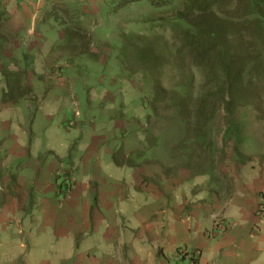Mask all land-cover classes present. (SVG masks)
<instances>
[{
  "label": "crops",
  "instance_id": "0c3cea01",
  "mask_svg": "<svg viewBox=\"0 0 264 264\" xmlns=\"http://www.w3.org/2000/svg\"><path fill=\"white\" fill-rule=\"evenodd\" d=\"M76 1L0 0L10 33L3 55L13 60L0 68L8 64L9 72L31 59L22 69L27 85L46 75L68 54L65 46L52 47L49 36L53 30L66 38L71 25L50 11L76 12ZM76 22L84 27V17ZM52 79L58 94L66 79ZM24 104L22 98L0 101V264H189L177 254L182 245L199 252L198 264H264V216L254 213L259 196L264 202V162L232 161L224 169L228 192L218 194L195 186L197 180L165 175L153 163L157 153L139 130L138 102L130 108L134 115L121 113L113 125L124 146L117 161L100 154L95 159L89 140L79 141L89 147L81 154L71 146L76 136L45 120L51 115L43 101L28 118ZM131 126L135 133L124 136ZM63 168L72 171L69 194L59 192L54 176ZM219 218L228 223L222 232L214 227Z\"/></svg>",
  "mask_w": 264,
  "mask_h": 264
},
{
  "label": "rangeland",
  "instance_id": "374dc122",
  "mask_svg": "<svg viewBox=\"0 0 264 264\" xmlns=\"http://www.w3.org/2000/svg\"><path fill=\"white\" fill-rule=\"evenodd\" d=\"M76 2L77 9H80L76 12L70 13L60 7L50 11L71 24L66 38L61 39L53 30L49 36L54 37L52 47L65 46L68 54L59 57L46 75L35 76L37 78L28 85L27 74L22 73V69L30 67L31 59L22 60L21 65L10 66L9 72L6 71L8 64L1 67L0 79L5 87L0 90L2 103H15L22 98V102L25 101L23 112L28 118L37 114L39 103L43 101L42 109L49 111L51 118L45 117L46 114L38 115L45 117L46 121L51 119L59 123L76 136L70 140L74 149H81V154L85 155L89 147L79 141L89 140V144L95 146L90 150H96L98 154L95 159L100 154L118 160L124 146L119 130L112 131L113 125L121 113L127 116L129 111L134 115L130 108L138 102V114L143 116L139 130L144 133L145 144L157 153L153 163L162 168L165 175L169 173L181 180H197L195 186H211V189L218 190V194L228 192L230 178L224 169L232 161L264 162V84H260V88L253 85L245 99L247 104L234 106L231 113L222 106H216L206 127L212 154L204 153L197 146L175 147L185 132L181 111L183 115L185 112L191 116L195 103L193 99H181L174 92L199 88L204 85V76L210 85L219 83L216 81L218 77L213 81L206 75L215 73L214 53L192 51L181 33L184 25L176 27L173 25L175 22H170L169 15L182 9L183 0ZM217 2L213 1L215 5H211L217 12L221 10L231 18L241 13L236 3L227 0H219L220 4ZM197 15L198 12L189 19L197 18ZM79 16L84 17L81 29L86 33L79 31V26H73ZM248 40L246 38L244 42ZM4 49L0 48V63L13 61L3 55ZM62 74L66 87H60L56 94L52 89V78ZM9 79L16 91L29 89L30 94H19L15 100L4 101L2 92L8 89ZM156 90L163 95H159L152 105ZM130 130L124 136L133 135L136 129L131 126ZM194 135L193 127L191 138ZM190 141L194 142V139ZM189 153H193L191 163H187ZM138 160H141V155Z\"/></svg>",
  "mask_w": 264,
  "mask_h": 264
},
{
  "label": "trees",
  "instance_id": "16d2710c",
  "mask_svg": "<svg viewBox=\"0 0 264 264\" xmlns=\"http://www.w3.org/2000/svg\"><path fill=\"white\" fill-rule=\"evenodd\" d=\"M219 0H183V7L169 15L170 22H175L176 27L183 24L181 33L184 36L188 48L199 53H214V74L206 75L217 85L208 84V78L204 79V85L197 89L176 90L174 93L181 99H193L195 106L191 116L181 111L184 123V137L175 147L184 145V148L195 147L203 149V152L212 154V144L207 139V123L212 118L216 106H222L231 113L234 106L247 104L246 96L253 85L260 88L264 84V0H227L229 3L238 4L239 15L231 18L227 13L215 11L211 5ZM234 1V2H233ZM198 12L197 18L190 20ZM208 12L210 16L208 15ZM200 14V15H199ZM6 16L0 10V48L5 47L10 40V33L3 25ZM79 31L86 30L77 27ZM70 30H67V33ZM231 36V39L228 37ZM249 38L248 42H244ZM229 43V44H228ZM8 89L2 92L4 101L15 100L17 96L30 94V90L16 91L11 79ZM258 85V86H256ZM159 95L156 90L151 104L157 101ZM192 118L194 120L192 121ZM194 127V136L191 138V130ZM194 139V142L190 140ZM200 144V145H198ZM187 163L193 161V153H189ZM200 158V157H199ZM243 160V159H242ZM114 161H117L114 159ZM243 162V161H242Z\"/></svg>",
  "mask_w": 264,
  "mask_h": 264
},
{
  "label": "built area",
  "instance_id": "2783aa9c",
  "mask_svg": "<svg viewBox=\"0 0 264 264\" xmlns=\"http://www.w3.org/2000/svg\"><path fill=\"white\" fill-rule=\"evenodd\" d=\"M56 176L60 180V186L63 187L65 191H68L70 188L69 172L58 171L56 173ZM254 213L258 218H263L264 216V202L262 196H259L258 202L254 209ZM227 226L228 223L222 222L221 218H219L214 224V227L217 228L218 231L220 230L221 232L224 231L227 228ZM177 254L186 257L189 260V264H198L199 252L197 250L189 249L188 247L182 245L177 248Z\"/></svg>",
  "mask_w": 264,
  "mask_h": 264
},
{
  "label": "clouds",
  "instance_id": "9594fccd",
  "mask_svg": "<svg viewBox=\"0 0 264 264\" xmlns=\"http://www.w3.org/2000/svg\"><path fill=\"white\" fill-rule=\"evenodd\" d=\"M58 171H68L69 172V174H70V188H71V184H72V181H71V178H72V175H71V170L68 168V170L67 169H59V170H57L56 172H55V174H54V176H55V178H56V180H57V184H58V188H59V192H62L63 190V187H61L60 186V183H58V182H60V180L57 178V176H56V173L58 172ZM70 188H69V190L68 191H70ZM65 191V190H64ZM68 191H65V192H68Z\"/></svg>",
  "mask_w": 264,
  "mask_h": 264
}]
</instances>
